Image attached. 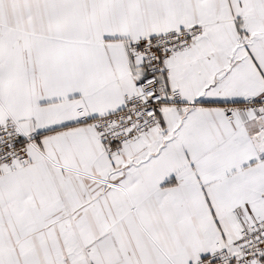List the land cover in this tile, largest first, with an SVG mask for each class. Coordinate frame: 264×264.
Listing matches in <instances>:
<instances>
[{"label":"snow or ice","instance_id":"snow-or-ice-1","mask_svg":"<svg viewBox=\"0 0 264 264\" xmlns=\"http://www.w3.org/2000/svg\"><path fill=\"white\" fill-rule=\"evenodd\" d=\"M0 264H264V0H0Z\"/></svg>","mask_w":264,"mask_h":264}]
</instances>
